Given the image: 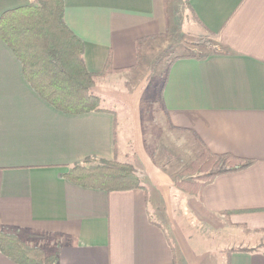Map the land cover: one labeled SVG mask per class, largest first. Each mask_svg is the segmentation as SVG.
<instances>
[{
	"label": "crops",
	"instance_id": "1",
	"mask_svg": "<svg viewBox=\"0 0 264 264\" xmlns=\"http://www.w3.org/2000/svg\"><path fill=\"white\" fill-rule=\"evenodd\" d=\"M37 1L0 0V18ZM179 3L65 0V21L83 40L88 70L100 74L111 56L115 72L97 75L93 87L106 112L57 110L0 38V223L56 255L57 264H264V236L242 243L245 228L264 230V0H188L217 52L176 56L160 104L174 150L198 156L205 146L252 165L180 196L158 160L163 133L120 134L121 114L129 130L130 119L142 118L153 63L181 30ZM87 158L131 163L143 189L70 183L64 175ZM214 235L239 238L243 251L228 255L225 246L213 255L206 240ZM0 264L17 263L0 252Z\"/></svg>",
	"mask_w": 264,
	"mask_h": 264
},
{
	"label": "trees",
	"instance_id": "2",
	"mask_svg": "<svg viewBox=\"0 0 264 264\" xmlns=\"http://www.w3.org/2000/svg\"><path fill=\"white\" fill-rule=\"evenodd\" d=\"M0 38L21 62L25 78L33 89L57 110L74 115L106 112L93 87L97 75L115 71L111 56L100 74L88 70L83 40L65 21V0H38L36 4L5 12L0 18ZM178 58L167 65L160 88L161 102L168 70ZM93 160L96 158L74 164L64 177L77 186L106 192L143 189L131 163ZM252 163V160L230 154L212 153L204 146L199 159L188 170L207 174L200 178L202 182H196L200 188L218 175L239 171ZM226 215L230 217L231 212ZM234 251L243 249L225 252L229 255ZM0 252L17 264H57L58 260L56 255L48 256L42 248L29 245L17 232L4 229L1 223Z\"/></svg>",
	"mask_w": 264,
	"mask_h": 264
},
{
	"label": "rangeland",
	"instance_id": "3",
	"mask_svg": "<svg viewBox=\"0 0 264 264\" xmlns=\"http://www.w3.org/2000/svg\"><path fill=\"white\" fill-rule=\"evenodd\" d=\"M186 2L187 0H180L179 3V19L181 21V30L180 32L178 31L179 35H175L172 37V43H170V47L165 49L164 52L158 56L157 60L154 61L149 76L147 77V85L145 89L143 88L144 90L142 91L141 97L143 106L141 111L142 118L140 119L138 117H135L134 119H130L131 127L129 130V126L125 122L120 110H117L121 114L119 118V128L121 136L123 134L125 135L126 133H131L133 136H138V134L143 136L156 134L159 136L161 135V132L166 133V130L164 131L163 129V122L161 120L162 113L160 108V88L163 84L169 61L183 53L194 56H206L207 54L217 52V47L214 46L215 44L213 42L214 37L202 31L197 21L192 17L190 8L188 6V3L186 4ZM113 72L107 73L106 75ZM106 75L102 76H104L105 78L107 77ZM115 80L117 82L119 81L118 78H115ZM162 138L166 139L167 141L164 140L165 143L163 144L162 152H158V160L161 164H163V166L166 165L170 168V174L173 177L175 187L177 188L176 191H179V194H181L180 196H183L184 192L189 195L197 194L199 188L196 186V182H202L200 178L207 174L205 172H189L188 168L199 159L203 150L200 151L198 156H193L187 150H174L172 146H168L166 144V142H168V139L164 133ZM96 161L97 160H93V162ZM185 193L184 195H186ZM181 227L184 232H191L194 238L198 237V230L187 229L184 225H182ZM241 228L243 229V227ZM244 231L246 233H249V236H244L242 242L243 244H247L248 241H250V243H255L254 240L259 238L260 236L258 234L264 236V230L249 231L245 228ZM210 238V240H206V244L212 247L213 255L219 254L217 253V251H214L215 248L226 246L228 247L227 250L229 251L230 249L237 248L238 246L235 245L240 241V239H236L235 236L221 237L214 235ZM262 243H264V240ZM262 247H264V244Z\"/></svg>",
	"mask_w": 264,
	"mask_h": 264
}]
</instances>
